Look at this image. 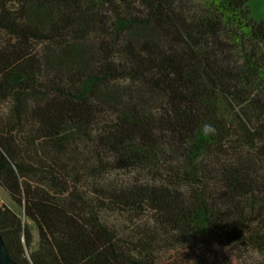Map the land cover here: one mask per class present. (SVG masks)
Wrapping results in <instances>:
<instances>
[{"label": "trees", "instance_id": "trees-1", "mask_svg": "<svg viewBox=\"0 0 264 264\" xmlns=\"http://www.w3.org/2000/svg\"><path fill=\"white\" fill-rule=\"evenodd\" d=\"M250 1L0 0V237L15 264H264Z\"/></svg>", "mask_w": 264, "mask_h": 264}, {"label": "rangeland", "instance_id": "rangeland-1", "mask_svg": "<svg viewBox=\"0 0 264 264\" xmlns=\"http://www.w3.org/2000/svg\"><path fill=\"white\" fill-rule=\"evenodd\" d=\"M248 8L250 10V15L254 21H264V0H251L248 4ZM2 205H6L13 208L12 202L8 194L2 188H0V206ZM213 242L215 241L211 240L209 243L212 244Z\"/></svg>", "mask_w": 264, "mask_h": 264}, {"label": "water", "instance_id": "water-1", "mask_svg": "<svg viewBox=\"0 0 264 264\" xmlns=\"http://www.w3.org/2000/svg\"><path fill=\"white\" fill-rule=\"evenodd\" d=\"M0 264H15V262L9 256L1 237H0Z\"/></svg>", "mask_w": 264, "mask_h": 264}, {"label": "clouds", "instance_id": "clouds-1", "mask_svg": "<svg viewBox=\"0 0 264 264\" xmlns=\"http://www.w3.org/2000/svg\"><path fill=\"white\" fill-rule=\"evenodd\" d=\"M216 128L211 123H204L202 127L199 129L200 134H202L204 137H211L216 134Z\"/></svg>", "mask_w": 264, "mask_h": 264}]
</instances>
